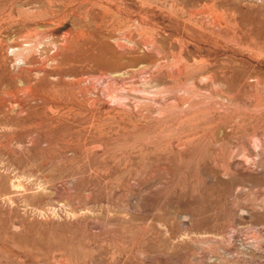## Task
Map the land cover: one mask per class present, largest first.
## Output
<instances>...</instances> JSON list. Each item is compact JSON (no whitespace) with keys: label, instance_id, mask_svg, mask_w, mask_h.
Here are the masks:
<instances>
[{"label":"rangeland","instance_id":"374dc122","mask_svg":"<svg viewBox=\"0 0 264 264\" xmlns=\"http://www.w3.org/2000/svg\"><path fill=\"white\" fill-rule=\"evenodd\" d=\"M0 264H264V0H0Z\"/></svg>","mask_w":264,"mask_h":264}]
</instances>
